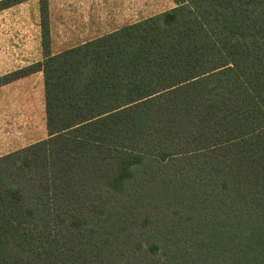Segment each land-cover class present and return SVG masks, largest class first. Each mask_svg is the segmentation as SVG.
I'll return each instance as SVG.
<instances>
[{"label":"trees","instance_id":"obj_1","mask_svg":"<svg viewBox=\"0 0 264 264\" xmlns=\"http://www.w3.org/2000/svg\"><path fill=\"white\" fill-rule=\"evenodd\" d=\"M173 1L51 54L38 0L44 58L0 83L43 72L48 137L0 157V264H264V0Z\"/></svg>","mask_w":264,"mask_h":264},{"label":"crops","instance_id":"obj_2","mask_svg":"<svg viewBox=\"0 0 264 264\" xmlns=\"http://www.w3.org/2000/svg\"><path fill=\"white\" fill-rule=\"evenodd\" d=\"M174 6L173 0H48L49 51L57 54ZM44 55L38 0L0 10V78ZM47 137L43 72L0 83V157Z\"/></svg>","mask_w":264,"mask_h":264},{"label":"rangeland","instance_id":"obj_3","mask_svg":"<svg viewBox=\"0 0 264 264\" xmlns=\"http://www.w3.org/2000/svg\"><path fill=\"white\" fill-rule=\"evenodd\" d=\"M19 6L21 7L22 5H19ZM19 6L12 7L11 9H8V10H16V9H19L20 8ZM3 182H4L5 185H8V184H10L12 182V180L8 179V176H7V177H4L3 178ZM161 207L162 206H160V208L158 209V212H161ZM179 208H180V205H178V204H176V205H171V204L170 205H165L163 207V212L166 213L167 210H169V211H176L177 209L179 210ZM172 209H176V210H172ZM141 212L147 213V210H143ZM153 216H155V214L149 216L150 217V220H151L150 225H152L150 228H156L157 227V226H155L156 225V219H153Z\"/></svg>","mask_w":264,"mask_h":264}]
</instances>
